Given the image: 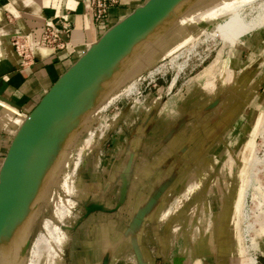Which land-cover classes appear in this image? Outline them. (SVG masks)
<instances>
[{"label": "rangeland", "instance_id": "1", "mask_svg": "<svg viewBox=\"0 0 264 264\" xmlns=\"http://www.w3.org/2000/svg\"><path fill=\"white\" fill-rule=\"evenodd\" d=\"M195 1L199 2L195 4ZM195 1H181L164 24L156 28L144 41L134 44L124 39L122 44L108 48L110 53L88 78V100L83 101L86 97L84 94L80 95L79 101V92L76 91L63 98L48 123L45 137L42 136L37 141L24 165L12 205L10 227L6 229L7 231L15 226L16 230L14 229L15 233L3 237L0 264L21 260L17 243L23 232H30L27 250L22 253L27 255L33 241L55 227L70 238L67 247L65 243V262L62 264H72L74 261L76 263L82 257L93 260L95 253L101 251L99 246L103 238L102 226L108 224L113 226V232L123 233L134 223L133 215L139 205L136 201L138 198L134 195V186L131 187L132 196L122 203L118 201L119 187L112 199H98L99 197L93 194L94 190L89 183L96 177H102L105 163L125 151L136 152L138 158L135 167L141 165V161L147 160L155 163L151 168L153 173H170L169 164L168 168L166 162L158 163L161 162L167 146L176 145L184 136H190L189 145L197 146L199 131L203 127L212 130L225 110H230L231 105H234V108L231 109L229 118H239L238 130L235 134L215 141L213 138L206 139L208 145L209 142H213L212 145L218 144L217 150L220 152L221 149L223 152L218 155L208 152L209 149L206 148L202 155L204 159H212L217 167L219 176L216 182L232 177L228 170L222 169L225 162L238 159L245 162L252 153L259 158L258 171L249 174L243 192L242 186H239V201L242 198L243 213L239 228L245 239L242 247L250 248L249 254L259 264H264V131L261 133L264 124V85L261 89L254 87L256 81L259 82L258 78L264 75V10H261L264 0L253 1L240 15L225 20L223 24L203 21L196 26L192 25L195 30L185 43L168 52L161 50L155 54L151 63L137 66L147 55L169 42L179 30L182 16H190L198 10H204L211 4L208 2H213ZM158 24L160 25L161 21L156 25ZM240 26L243 27L241 34L232 35ZM258 35L259 39L255 40ZM253 39L254 44L250 42ZM247 43H251L252 47L245 48ZM243 44L245 50L238 54ZM237 54L240 57H237ZM246 67H251L247 75L249 89L242 88L240 83L244 78L241 70ZM230 80L239 81L240 93L236 101L231 99L230 92L225 90V84ZM215 93L218 94L213 96ZM109 101L114 103L105 109ZM77 109H80L78 113ZM193 150L194 152L186 158L179 153L170 155L175 176L180 175L179 178H182L181 174L188 166L198 162L202 155L199 150ZM135 171L136 169L133 175ZM235 171L236 169L233 172ZM209 176L210 173L204 178ZM239 176H233V181L239 179ZM220 187L226 190L225 186L213 182L208 186V199L211 202L214 198H221L217 192ZM137 189L140 191L141 186ZM204 189L205 187H202L201 192ZM186 191L187 186L181 179L175 185V199L162 206L159 216L165 210H170L174 200L189 201L190 204L201 196L197 193L182 196ZM20 195L25 196L22 205ZM206 197L205 195L203 199ZM118 206L124 208L119 210ZM159 208L160 205L156 211ZM95 212L99 213L96 220L92 217ZM20 215H25L26 218L20 223H14L15 217ZM159 218L141 219L143 234L150 239L149 246L155 247L152 250L153 257L157 259V264H167L162 249L156 244L157 234L159 242L164 236L166 243L168 237L173 248L171 261L174 264L178 259L180 264V259L186 260L191 252L192 238H198L196 227L199 224L197 222L193 225H177L173 219H166L163 228ZM189 228V233L184 232V229ZM87 238L89 244H82L79 259H71L72 240H80L81 243ZM95 248H98V251L95 252ZM133 250H127L130 258L128 264H135L138 258V254ZM203 254L200 248H194L190 256L205 257ZM145 255L148 256V253ZM120 259L115 258L113 263L116 264ZM211 261L213 262V259Z\"/></svg>", "mask_w": 264, "mask_h": 264}, {"label": "crops", "instance_id": "2", "mask_svg": "<svg viewBox=\"0 0 264 264\" xmlns=\"http://www.w3.org/2000/svg\"><path fill=\"white\" fill-rule=\"evenodd\" d=\"M149 1L120 0V4L111 11L110 16L101 22L100 25H96L88 14V0H0V172L20 129L50 90L106 35V32L121 24ZM204 1L210 0H203L202 2ZM198 2L195 1V4ZM167 19L168 17L161 21L160 25H154L148 29L145 35L137 39L135 43L142 42L145 38L151 36L155 29L163 25V22ZM59 20L69 22L72 25L73 31L71 44L68 49L54 54L52 51L40 47V39L45 25ZM18 33L26 35L33 46L36 62L30 68L21 67V59L17 56L12 46V38ZM258 39L259 35L255 40ZM250 42L254 44L255 41L253 39ZM251 43H247V47L245 48L249 49L252 47ZM244 46L243 44L239 48L238 54L243 53L245 50ZM238 54L237 57H240ZM250 68L246 67L241 70V73H244V78L240 82L242 88H250L247 77ZM258 79L259 82L256 81V84L253 82L255 84L254 87L261 89L264 85V75ZM231 86L236 91L240 90L239 81L232 82ZM217 90L220 91L219 88ZM218 93H215L213 96ZM238 96H235V101ZM232 108H234V105H231L230 110H225L212 130H208L206 127L200 128V133L197 134L199 138L197 146L192 147L188 144L190 136L186 137L187 141H185L186 138L184 136L176 145L167 146L161 162L158 161V163L164 164L166 162L167 166L169 164L170 173H153L151 168L155 166V163L152 164L147 160L141 161V165L138 164L135 167L136 159L138 158L136 152L126 153L125 151L122 154H118L113 160H108L104 165L102 177H96L89 185L94 190L93 194L98 196V199L103 198L102 200L107 198L112 199L115 190L119 187V203L124 202L125 199L128 201L130 196H132L131 187L134 186V195L138 198L136 201L139 203L133 215L134 223L131 224V228H126L123 233L113 232V226H108V224L103 225L102 244L99 246L100 253L96 252L98 248H95L96 253L93 260L92 258L86 259L82 257L76 263L75 261L72 262V264H104L106 259H109V264H114L113 260L118 257L121 259L116 264H128L130 258L128 257L127 250L130 248L134 249L133 251L138 254V258L135 260L136 263L157 264V259L153 257L152 252L155 247L149 246L150 239L143 234L141 219L161 217L158 214L159 210L156 211L159 205H161L160 201L164 200V205H168V202L175 199V185L181 179L184 180V185L187 186V191L182 196L198 194V192L199 196L201 195L190 204L188 201L186 206L189 209L199 202L203 203L204 213L202 214L209 219V229L204 238V247L206 251L212 250L217 237L227 234L231 228L240 195V184L236 183L238 179L233 181V175L238 177L240 172L246 169V166L239 159L225 162L222 169L228 170V173L232 177L216 182L219 176L218 169L213 164L212 159H204L202 154L207 148L209 149L208 152L220 155L223 151L221 149L220 152L217 150L218 144L212 145L213 142H209L208 145L206 139L213 138V141H215L216 139L225 138L229 134H235L238 130L239 118L235 120H232L231 117V119L229 118ZM79 110L77 109L76 112L78 113ZM220 127L221 129H219ZM212 134L215 135L211 136ZM193 148L197 149L196 152L199 150L202 156L198 162L196 161L192 166H188L187 170L181 174L183 175L182 178H179L180 175L178 177L175 176L173 173L174 164L171 162L172 158H170V155L179 153L183 158H186L192 151L194 152ZM135 169V175H133ZM233 169H236V171L233 172ZM196 170L197 172H195ZM191 172L193 173L191 174ZM209 173L210 176L205 179V175ZM211 182L226 187V190H222L221 187L217 189L221 198H214L212 199L213 202L208 199L210 193L208 186H210ZM233 182L235 183L232 184ZM139 186H141L140 191L138 190L139 188L137 189ZM202 187H205V189L201 192ZM204 194L207 196L205 200L208 205L203 199L205 197ZM123 208L120 207L119 210ZM97 215H99L98 212L92 215L94 220L97 219ZM94 225L97 227L95 222ZM155 235L156 244L162 249L165 261L167 264H173V261H171L173 248L168 237H166L165 243L164 236H162V240L159 242L158 235ZM88 241V238L81 243L80 240H72L71 259H79L81 246L83 243L89 244ZM69 242L70 240L66 247ZM192 243L190 241V246ZM146 253H148V256L145 255ZM190 253L186 260L180 259L182 260L180 264H217L214 259L212 262L209 256L195 258L191 257ZM203 258L206 259V262ZM178 261V259L175 260L174 264H179Z\"/></svg>", "mask_w": 264, "mask_h": 264}, {"label": "bare ground", "instance_id": "3", "mask_svg": "<svg viewBox=\"0 0 264 264\" xmlns=\"http://www.w3.org/2000/svg\"><path fill=\"white\" fill-rule=\"evenodd\" d=\"M210 1H213V2H208L211 4L206 6V9L198 10L190 16L188 15L182 16L179 21V30L175 32V35L172 36L169 42H167L161 48L154 50L152 54L147 55L146 58H144V60H142V62L139 63L137 66L139 67L143 64L148 65L149 63L153 61L154 56H156L155 54L157 52H160L161 50L165 49V52H168V51L173 50L174 47L185 43L190 38L192 31L195 30V29L193 30L192 25L196 26L200 24V22H203V21H210V22H215V23L217 22V24L222 23L225 20L230 19L231 17L235 15H238V14L240 15V13L245 11V9L248 6H250L252 2L255 0H210ZM261 10L263 11L264 7H262ZM166 18L157 20L155 24L153 25L143 26L139 28L138 30H136L133 34H126V32L123 30V25L120 24V26L112 29L105 35L106 36V39H105L106 52L109 53L108 48H112L116 45L122 44V42H124V39L131 43L134 42L135 44L136 40L143 37L145 35V32L148 29L152 28L159 21H163ZM242 31H243V27L240 26L234 33H232V35L241 34ZM87 81H88L87 79L84 81V84L79 91V98H80L79 101L81 100V96L84 94L86 97L84 98V100L83 99L82 100L85 101L89 99L90 94H89V89L86 86ZM231 83L232 82L230 80L228 81L227 84H225V90L227 92H230V96H232L231 99H234L233 97L239 95L240 92L232 88L233 86H231ZM113 103H114L113 101L111 102L109 101V104L106 106L105 109H107ZM219 129H221V127ZM263 131H264V124L262 125L261 133H263ZM214 135L215 134H213V136ZM89 142L90 140L87 141V145L90 144ZM81 154L82 152L80 151L79 152L80 157H81ZM239 161L243 162V160H239ZM259 161H260L259 158L256 157L255 154L252 153L250 157H248V159L245 160V162H243L244 164H247L246 169L240 172L239 179L236 182L242 186V192L244 191V188L246 184L248 183L249 174H251L254 171L255 173H257L259 163H260ZM79 164H80V160L76 164L77 167L79 166ZM195 172H197V170ZM187 202L188 201L181 202L180 200H174V202L171 205L170 210L169 211L168 209L165 210L162 213L161 217L159 218L160 226L163 227V222L166 219H173L174 223L177 225H179L178 223L180 224L190 223L191 225H193L198 222L199 225L198 227H196L197 232H198L197 233L198 238H194V237L192 238V242H193L192 249L200 248L201 251L204 253L203 256L205 255V256L211 257L212 259L216 261L217 264H259V262L251 254H249L250 248L244 249V246L242 247V245H244L243 241L245 240L239 228V225L243 221L242 203H241L242 198L240 199L239 202H237L234 217H233V222H232L230 230L228 231L227 234L217 237L214 248L210 251H206L204 247V238L208 233L209 221H208V217L203 216L202 214L204 211L203 203L199 202L193 207L188 209L185 207ZM164 204H165V201L161 203L160 208ZM160 208H159V211H160ZM60 214H62L61 211H60ZM205 218H207V221H205ZM196 228L193 232L194 234H195ZM190 231H191L190 228L186 230L184 229V232L189 233ZM262 234H264V231L262 232ZM29 236H30V232L28 230L22 233V236L19 238L18 243H17L19 251H20L19 255H21V260L20 261L17 260V262L15 263L13 261L11 264H62L63 263L64 251L66 249L65 243H68V241L70 240L69 236H67L66 233H61L58 227L52 228L44 236L39 237L33 241L30 247L29 253L27 255L26 253L22 254L24 251L27 250ZM1 245H2V242H1ZM254 245L257 247L256 242L254 243ZM240 247L243 249H241ZM16 257L20 259L18 254H16Z\"/></svg>", "mask_w": 264, "mask_h": 264}, {"label": "water", "instance_id": "4", "mask_svg": "<svg viewBox=\"0 0 264 264\" xmlns=\"http://www.w3.org/2000/svg\"><path fill=\"white\" fill-rule=\"evenodd\" d=\"M181 1L183 0H150L144 7L139 8L121 23L123 30L126 34H133L143 26L153 25L162 18H169ZM118 26L120 24L114 28ZM105 39L106 36L94 45L70 72L50 90L17 134L0 174V248L3 237L15 233V226L7 231L6 229L12 217V205L15 201L22 171L29 154L35 148L37 141L42 136L45 137L48 123L63 98L74 91L79 92L84 81L88 80L94 69L108 55ZM19 198L20 205H22V200L25 196L20 195ZM23 218H26V216L20 215L12 221L20 223ZM104 264H109V259H106Z\"/></svg>", "mask_w": 264, "mask_h": 264}, {"label": "built area", "instance_id": "5", "mask_svg": "<svg viewBox=\"0 0 264 264\" xmlns=\"http://www.w3.org/2000/svg\"><path fill=\"white\" fill-rule=\"evenodd\" d=\"M120 4V0H88V14L96 25L106 20L111 11ZM59 25H61L59 27ZM72 25L66 21L47 23L40 39V47L58 54L68 49L71 44ZM15 53L21 59L22 68H30L36 62L30 39L18 33L12 38Z\"/></svg>", "mask_w": 264, "mask_h": 264}]
</instances>
